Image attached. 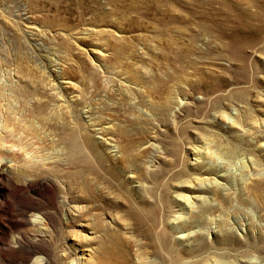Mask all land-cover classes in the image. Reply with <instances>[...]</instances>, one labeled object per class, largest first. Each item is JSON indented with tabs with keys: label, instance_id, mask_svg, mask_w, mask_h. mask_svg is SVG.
I'll return each instance as SVG.
<instances>
[{
	"label": "rangeland",
	"instance_id": "obj_1",
	"mask_svg": "<svg viewBox=\"0 0 264 264\" xmlns=\"http://www.w3.org/2000/svg\"><path fill=\"white\" fill-rule=\"evenodd\" d=\"M263 57L264 0H0V78L35 87L15 142L37 154L0 174V264H70L88 245L91 264H264ZM207 139L203 159L235 176L225 225L182 227L180 194L215 198L192 188L217 178L192 164Z\"/></svg>",
	"mask_w": 264,
	"mask_h": 264
},
{
	"label": "bare ground",
	"instance_id": "obj_2",
	"mask_svg": "<svg viewBox=\"0 0 264 264\" xmlns=\"http://www.w3.org/2000/svg\"><path fill=\"white\" fill-rule=\"evenodd\" d=\"M32 27H34V26H32ZM30 35H31V38L36 39L37 34L35 32L31 31ZM45 51L47 53H50L47 50H45ZM44 58L48 61V63L51 66H54V68H52V71L54 72V74L59 76V77L64 78L63 80L60 81L62 83H66V84H64L65 85L64 87L73 88V81L71 79H68L67 76H65L64 70L62 68L61 69L57 68V63H58L57 60H55V58L51 57L49 54L44 55ZM25 67L24 66H23V68L21 67V70L25 71ZM32 71L30 70V72H32ZM29 80H30V82H28L29 84H25V83L22 82L21 85L18 84L19 87L15 86V88H14L11 83H7L4 80H1V78H0V97H2V99L5 98L4 99L5 103L4 102L0 103V106H1L0 107V174L5 171V168H3V166H5L7 163H10V166H12L13 169L16 171V172H14L15 174H20L19 171H21V167L25 163H28L29 161H32L33 164H35L37 162L36 161V159H37L36 155L37 154L35 153L36 155H33V152H32L33 148H31L32 150L28 149V148L32 147L33 144H35V142H31V144H28L27 141L25 140L26 144H24V145H23L22 142H21L22 143L21 145H19V143L15 142V139L16 140L20 139V141H21V137H22V135L20 137L21 133L19 134L18 137H17V135H18L19 132H21L20 130L22 129V126L25 125V123H22V121L25 120V118H27V116L23 112V108H20V106L18 105V102H19L18 100L21 99L20 97H23L22 99H24V98H27L30 95H34V93L32 94V92L35 91V87L33 85V83H34L33 79L30 78ZM28 86H32V87H28ZM11 87H13L14 89H12ZM57 88H59V87H57ZM56 93L60 94L61 91L58 89V91H56ZM19 103H22V101H20ZM29 104H31V103H29ZM25 106H27V105H25ZM34 108H35V106H34ZM90 109L91 108L88 107L87 109H84V110H85V112L89 113L88 115H86V117L89 120L90 124H94L95 123L94 122V118L95 117L90 112ZM60 110H62V109H60ZM27 111H29V110H27ZM232 113H236V112L233 111ZM226 116H227V118H228V120L230 122V125H234V124L236 125L237 124L238 121L236 122L234 120V118L230 116V114H227ZM34 118H35V116H34ZM30 120H28L30 125L31 126H35V123L30 122ZM99 125H101V124H99ZM19 126H20V128H18ZM25 126H27V125H25ZM111 127H112L111 125H109V126H100L99 128H96V129L98 131H100V132H104V130H107V129L109 130V128H111ZM26 128L24 127V129H26ZM2 131H4L3 135H2ZM13 131H15L16 134H12ZM35 134H37V133H35ZM10 135H12V137H14V139H13V141L8 142L6 140V138L9 137ZM63 137H65V136H63ZM108 138L111 139L112 141H115L112 136H109ZM24 139H25V137H24ZM207 141L208 142H204L203 145H194V146H192V148H191L192 152H193L194 155H196V157H193V159L195 161H193L192 164L196 163L200 172H205L206 173L207 172L206 170H211L218 179L217 178H212V177L200 178V180L198 182H196V184L194 186H192V188H195V186L197 185L196 189H198L200 192H204V193L205 192H211L215 196V198L209 199V197H207L205 195H202L201 193H194L192 196H190L188 194H180V199L179 200L182 202L181 205H184V207L186 209H188V213H189L188 219H186V218L184 219V217H181V215L178 214L177 218H179L180 221H183L182 224H181L182 227H185L188 224H193V223L196 224V223L200 222L201 220H203V218H206L207 220H210L212 222L214 220L215 221L217 220L218 223L221 224L222 226L225 225V218H223L222 215L219 214V213L215 214L214 211H216L219 208L218 205L222 201H225L226 198H228V196L230 195L231 187L227 186L226 183L232 181L233 177H235V176L233 175V172H231L230 169H229V165L228 164L231 161L230 162L228 160L226 162L225 161H221V162L218 161V162L221 163V164H219V163H217V159L222 158V157L221 156L218 157L217 155L210 156L212 161L211 160L210 161H205L203 159L205 157L204 152L205 153H209V151L211 149V146H210L211 141L209 139H207ZM29 143H30V141H29ZM89 143L92 144V142H89ZM108 144L110 145V152H120L121 153V151H119V146L116 143L109 142ZM15 147H17L21 151V155H18V152H16L14 150ZM2 148H4L5 151H7L8 153L7 152H2ZM122 152H124L125 157L128 156V148L127 147H123ZM211 152H215V154L217 153L215 150H213ZM26 157H28V158H26ZM206 158H207V156H206ZM213 158L216 159V161L213 160ZM22 160H24L25 163ZM241 161H242V158L240 157V162ZM130 176L132 177L133 175H130ZM221 179L225 180V182H223ZM189 191H191V190H189ZM178 196H179V194H178ZM204 214L206 215V217L203 216ZM32 215L37 216L38 214H32ZM37 222H39L40 224H43L45 221L37 220ZM86 224L87 223H83V224H80V225L87 226ZM184 230L185 231L181 232V234H179L178 237L187 238V237L191 236V234L194 231H196V230H190V229L187 230V228H185ZM98 236H99V233L96 230H91V231L88 232V234H84V235L82 234V238H84L86 240H91V239H94V238H96ZM94 249H96V248L92 247L91 245L90 246L88 245V246L84 247L81 250L82 254L79 255L78 257H76V261H74V259H72L71 260L72 262L70 264H91L90 260H91L92 257H94L95 255L97 257H99V254L96 251H94ZM176 260H178V259H176ZM250 260H246V262H250ZM217 262L220 263V261H217ZM49 263L50 262H47L46 264H49ZM180 264H181V262H180ZM182 264H183V262H182Z\"/></svg>",
	"mask_w": 264,
	"mask_h": 264
}]
</instances>
